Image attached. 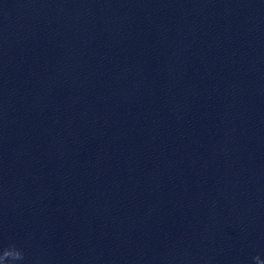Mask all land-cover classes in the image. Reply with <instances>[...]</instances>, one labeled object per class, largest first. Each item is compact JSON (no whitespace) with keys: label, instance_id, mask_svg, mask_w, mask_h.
I'll return each instance as SVG.
<instances>
[{"label":"water","instance_id":"1","mask_svg":"<svg viewBox=\"0 0 264 264\" xmlns=\"http://www.w3.org/2000/svg\"><path fill=\"white\" fill-rule=\"evenodd\" d=\"M16 264L264 259V0H0V249Z\"/></svg>","mask_w":264,"mask_h":264},{"label":"clouds","instance_id":"2","mask_svg":"<svg viewBox=\"0 0 264 264\" xmlns=\"http://www.w3.org/2000/svg\"><path fill=\"white\" fill-rule=\"evenodd\" d=\"M24 260V252L15 244H11L0 249V264H16L18 261ZM255 264H264V259L259 255L253 257Z\"/></svg>","mask_w":264,"mask_h":264}]
</instances>
